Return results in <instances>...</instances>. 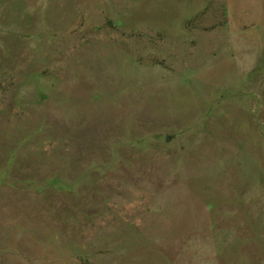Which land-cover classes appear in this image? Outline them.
<instances>
[{
  "label": "rangeland",
  "instance_id": "374dc122",
  "mask_svg": "<svg viewBox=\"0 0 264 264\" xmlns=\"http://www.w3.org/2000/svg\"><path fill=\"white\" fill-rule=\"evenodd\" d=\"M0 264H264V0H0Z\"/></svg>",
  "mask_w": 264,
  "mask_h": 264
}]
</instances>
